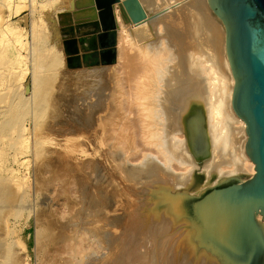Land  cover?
<instances>
[{"label": "bare ground", "instance_id": "obj_1", "mask_svg": "<svg viewBox=\"0 0 264 264\" xmlns=\"http://www.w3.org/2000/svg\"><path fill=\"white\" fill-rule=\"evenodd\" d=\"M126 1L111 2L108 9V20L111 25L108 30H104L97 0H28L31 11L35 2L39 4L41 11L39 18L45 29H48L50 16L53 15L61 38V46L63 38L73 40L78 47V53L72 57L78 60L79 65L72 68L67 65V57L62 47L64 68L67 70L63 77L67 91L72 97L70 104L66 106V115L63 118L66 120L56 130L62 136L64 154L75 153V157L80 160L92 155L85 148L90 147V143L93 142L86 133L94 131L95 128L101 129L103 123H106L105 129L117 135L114 138L118 139L115 148L131 145L140 150L148 149L161 161V167L148 176L152 180L146 185L143 197L135 195L136 192L129 196L130 190L126 187L123 189L124 197L115 187L109 188L105 195L106 207L110 208L111 203H118L122 210V222L111 221L108 223L107 232H103L102 225H98L92 233L105 237L110 244L109 253H117L112 239L106 236L110 235L108 229L110 230L112 226L121 225L117 239L121 237L123 242H131V246L138 250L134 255L135 264H221L214 253L199 247L200 240L196 238L195 225L188 218L182 216L177 218L173 214V201L170 196L184 197L187 193L178 190L179 188L168 177L171 174L164 172L167 168L164 149L166 148L170 156L184 164L181 169L187 167L184 172L187 182L181 184L186 186L187 190L193 185L196 186L191 189L193 191L202 188L193 179V173L197 170L204 175L206 184L222 179L221 166L226 162L231 164V169L227 172L229 174L244 173L250 177L254 173V166L244 152L246 140L244 123L231 108L234 81L225 51L226 35L223 20L214 13L207 0H136L143 16L134 21L126 8ZM20 8L19 5H14L7 13L0 10V58L11 59L14 68H18L19 53L6 39L5 33L14 32L12 16L21 11ZM103 35H110L115 39L113 60L104 64L101 62L104 57L100 54L103 50L98 45ZM90 40L93 41L94 47H88L85 52L81 51L82 43L84 46ZM134 40L138 42L134 43ZM156 40L169 42L173 47V56L171 59L167 58L168 67L157 69L158 72L153 74L148 84H144L140 81V74L146 73L148 68L143 64L146 57L141 55V49L145 50L150 46V42ZM194 53L201 55L205 63L216 68L221 75L218 80L210 83L212 91L217 93L216 102L212 104L209 86L206 85L208 77L202 69L200 59L196 58ZM82 57L88 59L89 63L85 64ZM62 60L63 57L56 50L55 44L50 43L43 57L35 63L39 74L41 72L43 74L42 76L38 74L39 78L34 79L35 82L38 80L39 89L41 83H47V75L63 67ZM105 66H113L118 72L115 77L113 75V88L109 90L105 100L107 98L109 102L114 95V84L119 91L127 94L128 98L117 107L110 105V101L109 111L103 115L105 107L102 104L100 90L106 87L109 81L105 71L92 68ZM28 67L31 68L30 63ZM227 70L230 77L226 75ZM86 84L91 85L87 87ZM148 85L151 91L150 104L154 106L152 113L130 105V99L137 95L136 90ZM229 87L231 92L227 99ZM77 88L83 90L77 91ZM92 95L96 96V100L92 103L86 102V98ZM36 98L37 110H41L40 102L44 99L41 90L37 89ZM213 104L216 105L215 108ZM228 104L233 116L228 110ZM0 117L2 120L0 129L3 133L8 129L10 131V128L14 130L16 127L14 124L9 126L10 121L15 123L10 109ZM208 118L219 120L217 126H211ZM222 126H225L223 134L219 133ZM18 130L19 128H15L14 131ZM176 134L183 136L182 144L170 142ZM145 139H149L146 144ZM83 145L85 147H82ZM243 153L248 163L244 161ZM101 157L98 162L87 160L82 161L80 165L94 164L101 168L92 167L97 179L101 178L102 172L103 176L115 183L114 173L104 165L106 155ZM107 157L110 158V155ZM14 161L17 165L21 164L16 158ZM170 167L178 168L175 163H171ZM62 177V173L54 175V185L57 182L62 183ZM180 181L176 180L181 183ZM139 186L134 187L133 191L137 190L141 194L143 189L138 188ZM255 221L264 225V221L258 215ZM0 226L2 231L0 264H5L9 252L8 244L18 246L23 242L14 238L6 223L0 222ZM82 248L81 245L80 249ZM88 261L90 262L91 258Z\"/></svg>", "mask_w": 264, "mask_h": 264}, {"label": "rangeland", "instance_id": "obj_2", "mask_svg": "<svg viewBox=\"0 0 264 264\" xmlns=\"http://www.w3.org/2000/svg\"><path fill=\"white\" fill-rule=\"evenodd\" d=\"M0 4L2 7L0 10H5V13L9 12L14 5L21 7V11L12 16L14 32L5 33L6 39L19 53L18 68H14L11 59L0 58V116L10 109L15 123L10 121L9 126L14 124L15 128H19L17 132L14 131V127V130L10 128V131L8 129L6 133L0 129V222L6 223L14 238L23 242L18 246L8 244L9 252L5 264H135L134 255L138 250L131 246V242H123L121 237L117 239L121 225L112 226L110 230L108 229V232H111L110 235L106 236L112 239L117 253H109L108 240L92 232L98 225H102V231L107 232L108 223L114 220H119L118 223L122 222V210L118 203H111L110 208L106 207L105 195L109 188L115 187L124 197L123 189L126 187L130 190L129 196L136 192L135 195L143 197L146 185L149 180H152L148 176L161 167V161L148 149L140 150L131 145L115 148L118 139L114 138L117 135L105 129L106 123H103V128H95L94 131L86 133L93 142L90 143V147L85 145L82 147H85L92 155L80 160L75 157V153L64 154L61 145L62 136L56 130L66 120L63 119L66 115V106L70 104L72 97L67 91L63 77L67 70L64 68L61 38L53 15L50 16L48 29H45L39 18L41 11L38 3H34L32 11L28 7V0H2ZM137 42L134 40V43ZM50 43L55 44L56 50L61 53L63 67L47 75L48 84L41 83L39 89L38 80L35 82L34 79L43 74L42 72L39 74L35 63L43 57ZM141 55L146 57L143 64L148 71L140 74V81L148 84L153 74L158 72L157 69L168 67L167 58L171 59L173 56V47L169 42L156 40L150 42V46L145 50L141 49ZM194 56L200 59L202 69L208 77L206 85L209 86L212 104L216 102L217 93L212 91L210 83L218 80L221 75L216 68L205 63L201 55L194 53ZM28 63L31 68L28 67ZM92 69L105 71L109 81L107 86L100 90L102 104L105 107L102 114L106 115L110 101V105L117 107L125 98H128V95L119 91L114 84V95L109 102L107 98L105 100L109 90L113 88L112 79L113 75L114 77L118 75L117 69L113 66ZM226 75L229 76L228 70ZM37 89L43 92L44 97L40 102L41 110H37L35 105ZM78 90L83 88H77ZM230 90L229 87L227 99ZM136 91L137 95L130 99V105L152 113L154 106L150 104L149 85L140 87ZM95 100L96 96L92 95L85 101L92 103ZM213 107L215 108L216 105L213 104ZM228 110L231 112L230 104H228ZM115 119L118 120L117 117ZM208 119L211 126H217L219 120ZM230 122H232L231 119ZM1 123L0 117V126ZM224 127L220 128L219 133H224ZM182 140L183 136L176 134L170 142L182 144ZM148 142L149 139H145V144ZM243 142L244 138L242 145ZM164 153L165 167H167L164 172L171 174L168 177L179 188L178 190L190 195L198 196L200 191L216 186L223 179L234 177L245 180L249 176L244 173H227L231 169V164L226 162L221 166L222 179L206 184L204 175L197 170L193 173V179L202 188L193 191L191 189L196 188L193 185L187 190L186 186H181L187 182L186 173H184L187 167L184 170L181 169L184 164L170 156L166 148ZM102 155H106L104 165L114 173L115 183H112L105 175L103 176L102 172L101 178L97 179L92 169L97 167L94 164L80 165L82 161L87 160L98 162L102 159ZM109 155L110 158L107 157ZM243 156L244 161L248 163L244 153ZM15 158L21 163L20 165L14 161ZM53 158L54 161H52ZM171 163H175L178 168L170 167ZM60 173L63 176L62 183L57 182L54 185L53 177ZM176 180H181V183ZM137 186L143 189L141 194L137 190L133 191V188ZM1 233L0 226V240H2ZM89 258H91L90 262Z\"/></svg>", "mask_w": 264, "mask_h": 264}, {"label": "water", "instance_id": "obj_3", "mask_svg": "<svg viewBox=\"0 0 264 264\" xmlns=\"http://www.w3.org/2000/svg\"><path fill=\"white\" fill-rule=\"evenodd\" d=\"M114 0H97L102 29L108 30V9ZM225 27V51L233 78L231 108L245 126L244 152L254 166L245 180H220L198 196L173 197V214L195 226L199 247L214 253L221 264H264V0H207ZM132 20L143 16L136 0H127ZM106 23V24H105ZM105 36V37H104ZM68 67L79 65L73 40H63ZM112 36L103 35L98 45L102 63L113 59ZM93 41L80 47L86 51ZM83 62L89 63L82 57Z\"/></svg>", "mask_w": 264, "mask_h": 264}]
</instances>
